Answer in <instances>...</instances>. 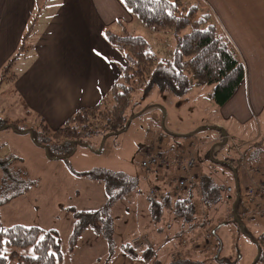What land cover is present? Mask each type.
<instances>
[{
  "label": "rangeland",
  "instance_id": "obj_1",
  "mask_svg": "<svg viewBox=\"0 0 264 264\" xmlns=\"http://www.w3.org/2000/svg\"><path fill=\"white\" fill-rule=\"evenodd\" d=\"M53 2L54 0H37L35 10L26 27L19 31L21 36L16 39L17 43L12 53L0 70V96L3 91L11 95L4 96L0 100L1 113L12 119L27 116L39 130L42 128L40 119L43 118L37 115L29 116L26 111L23 115L18 114L21 111V102L18 103L20 97L17 95L16 98L12 95L13 91L8 90L13 84L11 81L3 80L2 74L3 67L19 51H23L24 55L19 56L12 63V72H16V68L21 64L31 62L37 56L36 40L44 29L48 15L51 14ZM138 22L139 27L133 24L130 29L147 40V50L159 60L172 58L170 50L177 43L176 33L154 32L142 26L139 20ZM117 33H121V30ZM185 72L191 78L192 86L183 95L171 90H163L157 85L148 92L145 90V84L138 86L132 93L133 105L129 110V114L131 112L135 116L129 128L120 134L109 135L103 131L92 133L83 138L84 143L77 142L76 148L72 150V147L68 146L67 139L64 141V146L51 147L62 141H51L49 135L40 133V136L52 143L50 152L67 155L68 157L65 158L50 157L48 150L36 143L30 134H20L12 128L0 131V157L15 158L11 169L18 172L22 181L19 184L10 183L7 191L0 189V198L20 192L0 207V228L20 223L28 226L37 225L44 229H57L62 239L64 264H103L110 256L117 255L120 250L124 251V244L134 235L143 234L157 238L155 249L159 248L162 243L174 236L176 230L171 221L164 224L162 231L158 230L161 225L157 226L151 219L149 221L146 197L154 186H158L161 190L157 198H161L170 180L178 177V173H171V178L168 175L162 177V170L155 174H144L145 171L141 167L142 153L146 145H153L157 151L167 152L171 158L178 154H196L195 171L198 173L207 171L214 182L221 187V201L205 207L202 202L200 203L203 216H219L213 220L216 226L219 223L226 224L228 218H233L231 205L227 203L229 195L233 193L227 192V188L236 187L233 170L238 171L244 201L248 204L244 206L240 204L241 214L246 217L250 233L259 235L263 228L254 227L249 216H261L262 211L259 209L255 211L258 208L255 206L256 201L249 199L247 189L252 181L250 177L247 180L244 174L247 169V159L244 154L251 149L255 153L264 152V137L255 144L247 142L246 138L253 132L251 124L247 127L243 126L242 130H236V121L231 119L226 122L220 113L221 106L213 97L214 85L200 83L194 77L189 65L185 67ZM146 81L148 82L147 79ZM100 127L105 130L104 127ZM50 128L53 129L51 126ZM226 156L233 158L234 163L222 167L217 161H225ZM248 159L250 160L251 157L249 156ZM94 169L123 171L131 175L140 174L145 178H141L139 193H133L117 201L105 211L103 216L105 218L110 216L112 221L103 222L101 232H97L93 227L87 228L71 249L70 240L76 220L75 210H101L109 199L105 183L86 175ZM3 174L4 170L0 166V176ZM261 180L264 178L258 181ZM168 214L169 212L166 213ZM230 224L240 232L235 222L232 221ZM232 227L227 226L223 229L219 239L213 236V230L204 235L206 241H210L202 246L203 250L200 249L201 253L207 252L201 259L204 264H219L211 252L216 248L218 251L223 245L225 248L223 254L230 255L233 252V260L240 256L237 264H252L255 261L257 245L242 232L240 233L243 235L238 236ZM216 228L223 227L219 225ZM171 245L167 244L160 250L158 255L162 261L170 259ZM20 250L24 254L33 253L32 247ZM183 253L186 252H174L172 255L174 254L173 257L176 258L181 257ZM223 256L225 255L221 254V258Z\"/></svg>",
  "mask_w": 264,
  "mask_h": 264
},
{
  "label": "trees",
  "instance_id": "obj_2",
  "mask_svg": "<svg viewBox=\"0 0 264 264\" xmlns=\"http://www.w3.org/2000/svg\"><path fill=\"white\" fill-rule=\"evenodd\" d=\"M124 2L145 28L154 32L176 33L178 36L177 45L172 53V58L159 60L147 50L148 42L143 36L136 34L134 30L131 31L130 27L121 23V33L113 32L111 29H107L105 32L108 40L124 52L128 64L122 66L120 78L106 97L94 106L82 107L57 129H51L43 119H40L42 128L39 130L32 120H28L27 116L12 119L0 111V131L12 128L17 133L30 134L36 143L43 145L48 150L50 157H68L55 151L50 152L52 143L40 136V133L49 135L51 141H62L51 147L64 146V141L67 139L68 146H71L72 150L76 148L77 142L84 143L83 138L89 134L99 131L109 135L120 134L129 128L135 116L131 112L129 114L133 105V91L138 86L145 84L146 92L157 85L163 90H171L183 95L192 86L191 78L185 72L187 65L192 68L194 77L200 83L214 85L213 97L219 106L226 104L234 96L245 79V65L232 41L213 20L209 10L198 4L190 3L188 0H124ZM21 55H24L23 51L16 53L3 67V80L11 81L13 84L17 79V74L11 71V65ZM12 87L8 89L10 92L14 91ZM27 113L29 116L31 115V112ZM14 159V157H0V166L4 170V174L0 176V189L2 188L4 191L8 190L10 183L19 184L22 182L18 172L11 169ZM221 162H224V165H232L234 159L228 158ZM159 171L150 172V174L159 173ZM146 173L149 174L145 171L144 174L146 175ZM195 173L197 180L184 190L177 189L175 177L170 180L171 182L161 198L152 196L151 193L146 197L150 219L157 226L161 225L158 227L159 231L163 230L164 224L168 221L173 224L177 222L181 230H185L200 222L208 221V219L215 220V217H219L203 216L200 203L202 202L205 207L221 201V187L214 182L209 174L196 171ZM86 175L105 183L109 199L101 210H75L76 220L70 240L71 249L74 248L77 240L87 228L93 227L97 232H101L103 222L112 221L110 216L106 218L103 216L105 211L117 201L127 198L133 193H139L141 178H145L140 174L131 175L123 171L108 169H94L87 172ZM164 175L165 172L162 177ZM233 175L235 180H238L236 187H232L231 190L227 188V192L233 193L227 199V203L232 208L231 222H235L239 231L248 235L257 245V255L252 264H264V231L259 235L250 233L246 217L241 214L239 207L240 204L248 205L244 201L239 180L240 175L236 170H233ZM174 184L175 188H173ZM18 194L20 192L0 198V207ZM167 212H169L168 215H166ZM227 224V222L226 224L219 223L218 226L223 227ZM218 226L215 225V228ZM0 229L4 230L0 231V264H11L13 261L17 264H57L64 260L62 239L57 229H44L37 225L28 226L20 223L8 227L2 226ZM134 239L141 241V238H132V242L124 244L123 252L145 261L154 259V247L145 243V237L143 247L140 245L137 247V244L133 242ZM27 247L33 248L32 254L21 252V248ZM218 253L214 257L219 264H237L240 261V256L233 260V256L221 258ZM111 257L108 258L107 264L110 263ZM154 264H204V261L195 260L186 252L181 257H171L168 261L157 258L154 260Z\"/></svg>",
  "mask_w": 264,
  "mask_h": 264
},
{
  "label": "crops",
  "instance_id": "obj_3",
  "mask_svg": "<svg viewBox=\"0 0 264 264\" xmlns=\"http://www.w3.org/2000/svg\"><path fill=\"white\" fill-rule=\"evenodd\" d=\"M188 1L210 11L245 65L244 81L234 96L220 107V113L226 122L231 119L236 121V130L251 124L253 132L246 140L258 143L264 137V0ZM36 3L37 0H0V70L12 53L16 39L21 36L19 31L26 27ZM52 6L44 29L36 40L37 56L16 68L18 77L13 83L12 95L20 97L19 115H23L24 111L31 112V116L42 117L49 127L57 129L82 107L98 104L120 78L122 66L127 64L124 52L108 40L105 31L119 32L121 23L128 28L133 24L139 27L140 24L124 0H54ZM176 45L170 50L171 54ZM4 96L11 95L3 91L0 100ZM244 157L247 159L244 173L247 180L250 177L253 183L263 179L264 152L255 153L251 149L245 152ZM219 163L225 167L224 162ZM203 173L208 174L207 171ZM255 206L258 207L255 211L261 210L262 215L249 216L251 223L264 231V196L256 200ZM148 219L150 221V216ZM230 222L229 218L226 226L215 228L214 221L208 219L185 230H181L175 222L174 236L157 249V238L134 235L131 242L134 237L141 238L137 247H143L144 237L145 243L154 247V259L145 261L120 250L111 257L109 264H154L160 250L167 244H172L170 258H174V252H187L201 260L207 254L200 252L207 242L204 235L213 230V236L219 239L223 229L232 227ZM232 229L238 236L243 235L234 227ZM216 250L211 253L217 254ZM223 253L224 245L219 248L218 255L234 256L233 252L230 255ZM11 264L17 263L13 261ZM57 264H64V261Z\"/></svg>",
  "mask_w": 264,
  "mask_h": 264
},
{
  "label": "built area",
  "instance_id": "obj_4",
  "mask_svg": "<svg viewBox=\"0 0 264 264\" xmlns=\"http://www.w3.org/2000/svg\"><path fill=\"white\" fill-rule=\"evenodd\" d=\"M141 167L149 173L162 170L170 177H172L171 173H178V177H176L178 190L186 189L197 180V174L195 173L197 157L193 154H178L171 158L167 152H160L153 145H146L142 153ZM228 189L231 190L232 187L229 186ZM160 190V187L155 186L150 193L152 196H157ZM247 191L251 201H256L264 196V180L253 181ZM133 242L135 244L141 243L140 239H134Z\"/></svg>",
  "mask_w": 264,
  "mask_h": 264
},
{
  "label": "snow or ice",
  "instance_id": "obj_5",
  "mask_svg": "<svg viewBox=\"0 0 264 264\" xmlns=\"http://www.w3.org/2000/svg\"><path fill=\"white\" fill-rule=\"evenodd\" d=\"M0 231H4L3 229H0Z\"/></svg>",
  "mask_w": 264,
  "mask_h": 264
}]
</instances>
